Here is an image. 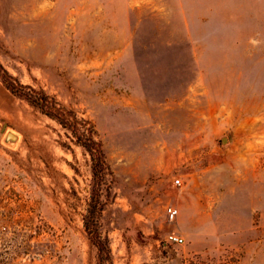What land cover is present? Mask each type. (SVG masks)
I'll return each instance as SVG.
<instances>
[{
	"label": "rangeland",
	"instance_id": "obj_1",
	"mask_svg": "<svg viewBox=\"0 0 264 264\" xmlns=\"http://www.w3.org/2000/svg\"><path fill=\"white\" fill-rule=\"evenodd\" d=\"M0 64L111 173L0 77V264H264V0H0Z\"/></svg>",
	"mask_w": 264,
	"mask_h": 264
},
{
	"label": "trees",
	"instance_id": "obj_2",
	"mask_svg": "<svg viewBox=\"0 0 264 264\" xmlns=\"http://www.w3.org/2000/svg\"><path fill=\"white\" fill-rule=\"evenodd\" d=\"M0 77L4 85L10 91L25 99L29 104L37 108L42 114L56 121L71 135L75 143L82 147L86 153H88L91 160L92 175L94 179H97L99 176L98 174L100 169L104 171L106 170L108 174H111L106 162L102 144L97 138V133L91 122L79 118L73 111L59 106L43 91H36L32 88L14 85L12 78L1 64ZM92 198L94 205H92L91 210H89V215L84 220V228L91 236L94 245L98 248V251H104L106 257L108 258V240L105 237H101L97 229V218L101 208L99 207V209L96 210V206H98L100 196L98 193H96L94 196H92Z\"/></svg>",
	"mask_w": 264,
	"mask_h": 264
},
{
	"label": "built area",
	"instance_id": "obj_3",
	"mask_svg": "<svg viewBox=\"0 0 264 264\" xmlns=\"http://www.w3.org/2000/svg\"><path fill=\"white\" fill-rule=\"evenodd\" d=\"M167 214L168 216L171 218V219H174L177 217V214H178V210L176 208H173V207H169L167 209ZM167 241L169 243H172V244H177V245H181L183 243V238L182 237H179L178 235H175V234H170L168 237H167Z\"/></svg>",
	"mask_w": 264,
	"mask_h": 264
},
{
	"label": "water",
	"instance_id": "obj_4",
	"mask_svg": "<svg viewBox=\"0 0 264 264\" xmlns=\"http://www.w3.org/2000/svg\"><path fill=\"white\" fill-rule=\"evenodd\" d=\"M15 137L12 134H8L7 139L12 141Z\"/></svg>",
	"mask_w": 264,
	"mask_h": 264
}]
</instances>
